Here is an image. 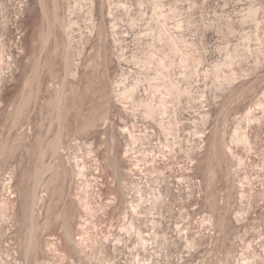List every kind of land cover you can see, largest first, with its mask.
Returning a JSON list of instances; mask_svg holds the SVG:
<instances>
[{"label":"rangeland","instance_id":"374dc122","mask_svg":"<svg viewBox=\"0 0 264 264\" xmlns=\"http://www.w3.org/2000/svg\"><path fill=\"white\" fill-rule=\"evenodd\" d=\"M0 264H264V0H0Z\"/></svg>","mask_w":264,"mask_h":264}]
</instances>
